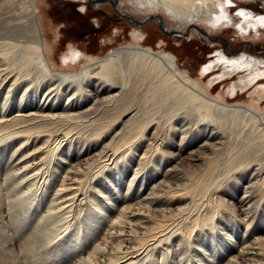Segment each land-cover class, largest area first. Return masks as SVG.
<instances>
[{"label":"bare ground","instance_id":"obj_1","mask_svg":"<svg viewBox=\"0 0 264 264\" xmlns=\"http://www.w3.org/2000/svg\"><path fill=\"white\" fill-rule=\"evenodd\" d=\"M113 2L121 7L127 2L139 14L162 10L166 19L160 14L159 20L181 29L198 28L202 21L216 28L234 25L242 35L264 29V10L240 6L233 14L236 0ZM43 18L35 0H0V85L50 82L41 102L29 98L12 114L0 112V264H187L183 256L190 241L199 245L214 232L224 233L218 226L224 213L232 216L230 233L224 235L234 234L240 248L221 264H264V83L256 85L264 78V56L220 49L201 67L211 74L205 84L180 67L172 52L142 44L143 30L134 27V42L103 56L70 44L60 60L65 66L82 65L55 70ZM234 73L239 77L228 88L231 95L254 87L244 103L209 90ZM69 84L72 91L59 105L57 94ZM143 140L146 148L129 183L142 186L147 176L140 181L138 172L146 168L145 173L150 161L163 158L173 165L144 196L131 194L132 202L124 195V204L97 232L102 209L95 206L80 232L83 217L74 213L91 181L104 169L130 161ZM59 167L63 175L43 209L38 193ZM33 203L32 211L42 212L15 236L10 227L15 212L22 208L26 218ZM51 225L56 234L50 239L43 228ZM69 227L75 228L70 234ZM239 227L242 238H236Z\"/></svg>","mask_w":264,"mask_h":264},{"label":"rangeland","instance_id":"obj_2","mask_svg":"<svg viewBox=\"0 0 264 264\" xmlns=\"http://www.w3.org/2000/svg\"><path fill=\"white\" fill-rule=\"evenodd\" d=\"M236 1L238 4L231 6L230 12L233 14L237 11L236 7L240 6L255 11L264 10V4L261 5V1ZM35 2L37 7L40 10H44L45 12V19L43 18L42 23L45 35L47 37L48 49L52 53L55 60L54 62H52V66L55 70L61 68L74 69L79 68L82 65V63H79L76 65L77 67L74 65L72 66L71 64L69 65H71L72 67L65 66V64L60 60V57L67 53L70 44H73L74 47H78L86 51L89 55L93 54L96 56H103L113 48L129 42H134L131 36V31L134 27H139L143 30L144 37H142V39L140 40L142 44L152 46L155 51L165 49L172 52L173 54H175L177 63L180 65V67L189 71L191 75L201 78L202 82H205V84L208 82L211 74L206 75L207 72H205L206 74H203L204 71L201 70V67L207 64L211 58L218 56V52H221L220 49H228L234 52L243 51L249 55L256 54L264 56V29L260 30V32L257 34L252 32L250 35H242L234 25L216 28L209 27L208 23H205L204 21L201 22L202 24L197 23V26L200 30H198V28L194 26H188L184 29H181L174 26L171 27L172 24L169 23L167 19V21L162 20V26L170 27L167 29V31H165L164 29H166V27H164V29L160 27V20L159 18H157V16H160V14L161 16H164L162 10H160L159 13L157 11H153L150 13L139 14L129 8L127 2L123 7L117 5L115 2H113V0H99V2H96V0L95 2L94 0H35ZM72 6L77 7L79 10L73 9ZM127 14L131 15L133 19L144 21L139 24H135L133 23L132 18H129ZM162 18H165V16ZM83 59H85V57H83ZM14 61L17 62V60ZM201 72L202 74H200ZM214 72L218 73L220 72V70L218 68H214ZM238 75L239 74L234 73L227 76L221 81L215 82L210 86V92L215 96L218 92H222L223 96L229 102H246L245 100L248 99L250 90L254 87H249L242 92L238 91L233 95H231L230 90L228 91V88H230L232 82L234 80H238ZM261 80L256 82V85H261V82L264 83V78H262ZM8 83L5 82L0 85V112L2 113L4 111L5 114H12L16 112V109H19V107L26 104V102L29 103L31 100L35 103L38 101L41 102L44 97V90L50 85L49 81L44 80L35 86L26 85L25 87V84L21 82L16 88H11L9 87ZM71 87L72 85L69 84L68 86H65V88L61 89V91L59 92L60 94H57L56 100L59 105L66 103V97L68 93L72 91ZM6 88L10 89L7 90ZM4 98L5 104L3 109H5L3 110L2 105L4 102ZM261 106L264 107V98H262L261 100ZM225 115L227 118L229 117V114ZM15 142L16 140L12 141L7 148L15 145ZM146 142V140H143L137 147H135V149L132 151L133 157L130 161H125L123 165L122 163H119L114 166V168L104 169L100 173L101 176L99 174V176L95 177V179L91 181L88 192L84 194V199L82 200L81 206L78 207V209L76 208L77 211L75 210L74 213L77 215V213L80 212V217H83L82 219L84 220L80 221L78 225L80 232L86 230V228L88 227L89 224L87 220H90V215H92L96 207H101L100 209L102 210L100 211L102 213L100 214L102 215V218L95 225V232H97L99 228L117 212V208L119 207V205L121 206L122 204H124V195L127 194L126 197H132L130 198L132 202L135 201V195L144 196L149 192L148 190H150V186L157 179H160V174L168 170V168L173 165L172 160H164L163 158L160 161H152V163L150 161L148 162L147 171L145 173L144 171L146 168H143L142 170H140V172H138L140 181L143 175L144 177L147 176L144 181L142 180V186L137 189L138 187H136V185L138 183L135 184L136 180H133L134 182L129 183V179L131 178L134 169L137 166L138 160L142 156L144 148H146ZM64 167L63 169L62 167H59L55 171L54 176L46 180L48 183H46L47 186L45 185V187H42V189L39 191L38 197H41L42 194L44 196H42V199L40 200V206L42 205L43 209L45 208V205L50 201V198L53 196V192H55L57 183H59L58 180L60 179L61 175H63L62 173L64 172ZM154 169L156 170L154 171ZM56 178L58 179L57 182ZM33 190L35 192L38 191L37 188H34ZM110 193L113 195H111ZM131 194L135 195L132 196ZM29 198H25V200L28 202ZM25 200L23 202V207L27 206V202ZM87 204L89 207L87 206ZM104 206H106L107 208ZM35 208V203H33L28 213H26L27 219L21 211L22 208L17 209L18 211L15 212L17 214L14 215L12 219L13 222L10 223V227L11 229L13 228L15 236L20 235V233L27 228L30 221H33L34 218L43 210L42 208H37L39 210L34 213L32 210ZM229 217L232 216H227V213H224L219 221L220 223L218 224L219 228H221L224 233H230L228 232V230H230L231 228V221ZM232 220L236 221L235 219ZM14 222L16 223V225L13 227V225L15 224ZM52 226L53 225L43 228V235H45V237L46 235L50 236V239L54 237V234H56V232L52 234ZM73 230H75L74 227H69L68 229H66L69 234ZM235 232L236 238L238 236L240 238L244 237L242 227L236 229ZM220 233L222 232L220 231ZM224 233H222L223 236L221 234L218 236V234L214 232V237L203 239L204 241L201 239V241H199V245H194V243L190 241L189 245H187L185 255L183 256L184 260L185 257H187V264H221L230 253H233L236 249L240 248V245H238V241H234V234L232 236H225ZM224 236L226 238H224ZM91 238L92 235L90 236V239ZM62 239L63 241H65L67 238L66 236H64V238L61 237V239H59V242H63ZM213 249H218V257H216L217 259L212 258ZM38 253L44 254V251H40ZM156 257L158 256H155L154 260L157 259ZM52 258L53 257H51L50 259L52 260ZM160 259L161 258H158L159 263ZM162 262L163 264H166V260H163Z\"/></svg>","mask_w":264,"mask_h":264},{"label":"water","instance_id":"obj_3","mask_svg":"<svg viewBox=\"0 0 264 264\" xmlns=\"http://www.w3.org/2000/svg\"><path fill=\"white\" fill-rule=\"evenodd\" d=\"M94 2H95V0H94ZM96 2H99V0H96ZM261 4H262V2H260ZM127 16L129 17V18H132L131 17V15H129V14H127ZM158 18V17H157ZM132 21H133V23H135V24H139V23H141V22H143L144 20H137V19H133L132 18ZM160 23H159V25H160V27H162V22L161 21H159Z\"/></svg>","mask_w":264,"mask_h":264},{"label":"flooded vegetation","instance_id":"obj_4","mask_svg":"<svg viewBox=\"0 0 264 264\" xmlns=\"http://www.w3.org/2000/svg\"><path fill=\"white\" fill-rule=\"evenodd\" d=\"M73 7V9H75V10H79L77 7H75V6H72Z\"/></svg>","mask_w":264,"mask_h":264}]
</instances>
